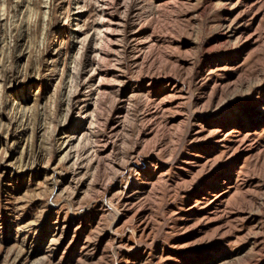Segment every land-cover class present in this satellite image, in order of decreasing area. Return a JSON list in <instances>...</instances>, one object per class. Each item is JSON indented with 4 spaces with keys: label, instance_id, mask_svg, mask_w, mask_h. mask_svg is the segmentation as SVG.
<instances>
[{
    "label": "rangeland",
    "instance_id": "374dc122",
    "mask_svg": "<svg viewBox=\"0 0 264 264\" xmlns=\"http://www.w3.org/2000/svg\"><path fill=\"white\" fill-rule=\"evenodd\" d=\"M0 264H264V0H0Z\"/></svg>",
    "mask_w": 264,
    "mask_h": 264
},
{
    "label": "bare ground",
    "instance_id": "6f19581e",
    "mask_svg": "<svg viewBox=\"0 0 264 264\" xmlns=\"http://www.w3.org/2000/svg\"><path fill=\"white\" fill-rule=\"evenodd\" d=\"M103 12V11H102ZM100 22V21H99ZM105 22V21H104ZM111 22H109V24H110ZM103 27H104V25H105V23H100ZM99 26V25H98ZM109 26V25H108ZM103 27H101L102 28V31L103 30H105L104 31V36H105V32H107V26H105L104 28ZM100 29V28H99ZM99 29H98V31H99ZM95 30V29H94ZM109 30V29H108ZM110 31H111V29H110ZM100 32H101V30H100ZM96 33V32H95ZM111 33V32H110ZM100 34V33H99ZM87 35V34H86ZM107 35V34H106ZM84 36V35H83ZM91 36V35H90ZM94 36V35H93ZM82 37V36H81ZM87 37V36H86ZM95 37H97V36H95ZM100 37L101 38H103L102 37V35H100ZM106 37V36H105ZM135 37V36H134ZM143 37V36H142ZM98 38V37H97ZM101 38L99 39L101 42H102V40H101ZM145 38V37H144ZM86 39V38H85ZM106 39H108V38H106ZM135 39V38H134ZM139 39V38H138ZM82 40H83V38H82ZM93 40V39H92ZM104 40V39H103ZM140 40H142L141 38H140ZM80 41V40H79ZM98 41V40H97ZM85 42V41H84ZM95 42V41H94ZM99 42V41H98ZM141 42V41H140ZM144 42H145V40H144ZM80 43V42H79ZM83 43V42H82ZM133 43H135L134 41H133ZM138 43V42H137ZM136 43V44H137ZM97 44V43H96ZM95 44V45H96ZM139 44V43H138ZM141 44V43H140ZM80 45V44H79ZM83 45V44H82ZM100 46V45H99ZM78 47H81V46H78ZM102 47V46H101ZM137 47H139L140 48V46H137ZM83 48V47H82ZM78 49V48H77ZM99 49V48H98ZM103 49V48H102ZM141 49V48H140ZM101 50V49H100ZM99 50V51H100ZM81 51V50H80ZM80 51H78V52H80ZM83 51V50H82ZM82 51H81V54H82ZM101 52H102V50H101ZM138 52V51H137ZM98 53V52H97ZM96 53V54H97ZM77 55V54H76ZM76 55H74V57L76 56ZM98 55V54H97ZM105 55V54H104ZM80 56V55H79ZM100 56V55H99ZM78 58V57H77ZM75 59V58H74ZM79 59V58H78ZM77 59V62L79 61ZM86 59V58H85ZM74 61V60H73ZM89 61V60H88ZM136 61V60H135ZM76 62V63H77ZM91 62V61H90ZM79 63V62H78ZM77 63V66H79L80 64H78ZM75 64V63H74ZM90 64V63H89ZM72 65H73V63H72ZM86 65V64H85ZM74 66H72V68H73ZM76 67V66H75ZM80 67V66H79ZM77 68V67H76ZM97 68V67H96ZM74 69V68H73ZM79 69V68H78ZM76 70V69H75ZM74 70V71H75ZM82 70V69H81ZM97 70H98V68H97ZM96 70V71H97ZM73 71V70H72ZM91 71H93V72H95V68L94 67H92V65L91 66H85L84 67V72H83V76H81V81H82V83H84V81H86V74H87V72H90L91 73ZM75 74H77L76 72H74ZM69 74H71V73H69ZM75 74H73V75H75ZM102 75V74H101ZM79 76V75H78ZM78 76H77V78H78ZM75 77V76H74ZM72 78V77H71ZM74 79H76V78H74ZM79 79V78H78ZM68 80V79H67ZM70 81V83H71V81L72 80H69ZM74 81V80H73ZM76 81H79V80H77L76 79ZM68 82V81H67ZM78 83H80V82H78ZM74 84V83H73ZM76 84V83H75ZM99 84V83H98ZM69 85V84H68ZM71 85H72V83H71ZM70 86V85H69ZM76 87H78V86H76ZM75 87V88H76ZM69 88V87H68ZM67 88V89H68ZM80 88H81V86H80ZM89 88V87H88ZM70 89H71V87H70ZM74 90H76V91H78L77 89H74ZM71 91H72V89H71ZM83 91H84V89H83ZM86 91H87V89H86ZM94 91H95V86H92V87H90L89 89H88V93L86 94L87 95V97L86 98H84V99H82L81 101H80V104H81V108L82 109H80L81 111H80V116L82 117V119H85L86 120V122L87 123H90V120H92V116L94 115V109H93V106L92 105H95V104H93V103H95V101H93V100H96L97 101V99H94V97L92 96V94L94 93ZM67 92H69V91H67ZM96 92V91H95ZM71 93V94H70ZM72 93H75V91L74 92H69V94L70 95H72ZM85 93V92H84ZM67 94V93H66ZM65 94V95H66ZM68 94V95H69ZM96 94V93H95ZM94 94V95H95ZM83 95V94H82ZM96 96V95H95ZM71 98V97H70ZM76 98V97H75ZM67 99H68V97H67ZM69 100V99H68ZM71 100V99H70ZM67 102V101H66ZM71 102V101H70ZM73 102V101H72ZM98 102V101H97ZM77 104H78V102H77ZM68 105V104H67ZM70 105H71V103H70ZM79 106V105H78ZM68 108V107H67ZM27 110V109H26ZM26 110L24 111V113L23 114H25V112H26ZM69 110V109H68ZM20 111V110H19ZM18 114H19V112H17ZM22 114V115H23ZM95 116V115H94ZM94 121V120H93ZM23 122V121H22ZM92 122V121H91ZM95 122V121H94ZM92 124V123H91ZM25 127V126H24ZM88 128V127H87ZM84 129H86V128H84ZM89 129H90V126H89ZM84 131V130H83ZM86 131V130H85ZM90 131H91V129H90ZM88 132V131H87ZM86 132V133H87ZM90 133V132H89ZM93 133V132H92ZM82 134H85V132L83 133L82 132ZM82 136V135H81ZM77 137V139L79 140L80 138H83V137ZM85 136V135H84ZM90 136V135H89ZM72 137V136H71ZM86 137V136H85ZM68 139H70V137H68V138H64V140L62 141L63 142V145H65L66 143H67V140ZM76 142V141H75ZM74 143V142H73ZM62 145V146H63ZM77 145V144H76ZM75 144H74V146H76ZM69 146V145H68ZM71 146H72V144H71ZM74 146H72V147H74ZM67 150V149H66ZM70 150V149H69ZM68 150V151H69ZM75 150V149H74ZM67 151V152H68ZM69 152H71V150L69 151ZM72 153V152H71ZM77 153V152H76ZM75 153V154H76ZM65 154V153H64ZM70 155V154H69ZM66 156V155H65ZM68 156V155H67ZM74 156V155H73ZM76 157V156H75ZM74 157V158H75ZM78 157H79V155H78ZM71 158V157H70ZM75 160L77 161V159L75 158ZM75 161H73V163H74ZM71 163V162H70ZM76 163V162H75ZM74 165V164H73ZM75 167V166H74ZM81 167V166H80Z\"/></svg>",
    "mask_w": 264,
    "mask_h": 264
}]
</instances>
